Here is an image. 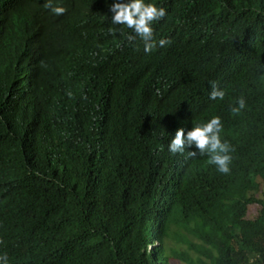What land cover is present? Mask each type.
<instances>
[{
    "label": "trees",
    "instance_id": "trees-1",
    "mask_svg": "<svg viewBox=\"0 0 264 264\" xmlns=\"http://www.w3.org/2000/svg\"><path fill=\"white\" fill-rule=\"evenodd\" d=\"M46 2L0 0L8 264H264V0H151L170 43L150 53L113 0ZM213 116L228 173L167 148Z\"/></svg>",
    "mask_w": 264,
    "mask_h": 264
},
{
    "label": "clouds",
    "instance_id": "clouds-1",
    "mask_svg": "<svg viewBox=\"0 0 264 264\" xmlns=\"http://www.w3.org/2000/svg\"><path fill=\"white\" fill-rule=\"evenodd\" d=\"M45 7L56 16L63 14L66 10L59 3L53 4L52 0H47ZM109 11L112 14L111 23L130 29L131 34L127 36V39L133 41L138 38L142 42L145 53L170 43V40L166 38L158 41L154 39L153 22L164 18L166 10L151 0H113ZM209 85L208 98L222 100L224 91L215 82H209ZM245 106V99L239 97L234 105L229 106V110L233 114H238ZM221 129L222 123L218 116H213L203 123H194L187 130L180 127L169 140L168 151L172 154H183L185 149H188L189 157L207 154L209 163L215 165L218 172L228 173L231 149L228 142L221 139ZM0 264H8L6 255L0 254Z\"/></svg>",
    "mask_w": 264,
    "mask_h": 264
},
{
    "label": "rangeland",
    "instance_id": "rangeland-1",
    "mask_svg": "<svg viewBox=\"0 0 264 264\" xmlns=\"http://www.w3.org/2000/svg\"><path fill=\"white\" fill-rule=\"evenodd\" d=\"M261 187H262V188H261ZM261 187H260V191L264 190V186H261ZM256 211H257V208H256L255 205L250 206V209H249V215L255 214ZM171 264H185V263H183V262H181V261H178V260H173V261L171 262Z\"/></svg>",
    "mask_w": 264,
    "mask_h": 264
}]
</instances>
